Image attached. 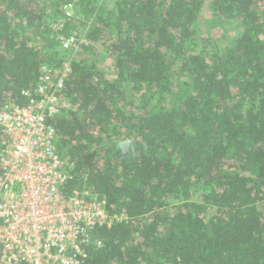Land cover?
I'll return each instance as SVG.
<instances>
[{
	"label": "trees",
	"instance_id": "1",
	"mask_svg": "<svg viewBox=\"0 0 264 264\" xmlns=\"http://www.w3.org/2000/svg\"><path fill=\"white\" fill-rule=\"evenodd\" d=\"M206 1L0 0V109L70 58V108L50 120L62 191L124 215L84 264H264V0H211L238 26L223 53L196 27ZM75 28L89 43L73 53L56 36ZM107 37L113 77L92 51Z\"/></svg>",
	"mask_w": 264,
	"mask_h": 264
},
{
	"label": "built area",
	"instance_id": "2",
	"mask_svg": "<svg viewBox=\"0 0 264 264\" xmlns=\"http://www.w3.org/2000/svg\"><path fill=\"white\" fill-rule=\"evenodd\" d=\"M70 6L63 8L66 18ZM56 37L73 53L89 43L76 28ZM70 60L41 66L36 87L22 92L27 104L0 109V264H84L90 248L101 245L92 231L124 218L110 215L96 192L62 191L69 173L50 120L70 108L63 95Z\"/></svg>",
	"mask_w": 264,
	"mask_h": 264
},
{
	"label": "rangeland",
	"instance_id": "3",
	"mask_svg": "<svg viewBox=\"0 0 264 264\" xmlns=\"http://www.w3.org/2000/svg\"><path fill=\"white\" fill-rule=\"evenodd\" d=\"M211 0H207L203 5L199 17L197 20V30L202 37H212L215 39V48H218L221 53L229 46L232 42V38L238 30L237 23L235 21H226L219 18H215L210 10ZM102 8L108 6L112 7L111 0H100L98 7ZM67 10L71 13V16H75L83 20L86 23V18L83 15H77L75 8L70 6ZM90 19L86 24H88ZM83 27V25H81ZM80 26V27H81ZM81 29V28H80ZM109 38L103 39L100 42H94L92 45L93 57L100 69H102L108 77H113L115 74L113 68V57L107 49V43ZM210 49V48H209ZM213 48L211 47V50Z\"/></svg>",
	"mask_w": 264,
	"mask_h": 264
},
{
	"label": "clouds",
	"instance_id": "4",
	"mask_svg": "<svg viewBox=\"0 0 264 264\" xmlns=\"http://www.w3.org/2000/svg\"><path fill=\"white\" fill-rule=\"evenodd\" d=\"M131 145H132L131 140H123L119 142L118 148L120 149L121 152L126 153L131 150Z\"/></svg>",
	"mask_w": 264,
	"mask_h": 264
}]
</instances>
